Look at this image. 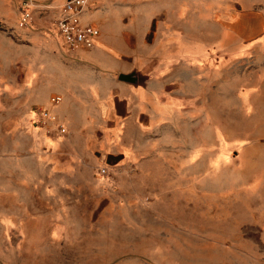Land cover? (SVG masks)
<instances>
[{"label": "rangeland", "instance_id": "rangeland-1", "mask_svg": "<svg viewBox=\"0 0 264 264\" xmlns=\"http://www.w3.org/2000/svg\"><path fill=\"white\" fill-rule=\"evenodd\" d=\"M183 3L209 44L129 130L123 177L95 140L38 119L54 92L23 81L35 57L0 0V264H264V0Z\"/></svg>", "mask_w": 264, "mask_h": 264}, {"label": "crops", "instance_id": "crops-1", "mask_svg": "<svg viewBox=\"0 0 264 264\" xmlns=\"http://www.w3.org/2000/svg\"><path fill=\"white\" fill-rule=\"evenodd\" d=\"M62 1L33 0L32 23L20 27L19 0H2V16L10 13L35 57L31 63L19 62L24 66L23 81L42 80L45 89L62 99L59 104L47 103L55 116L47 124L68 130L78 144L95 140L118 166V176L126 177L133 170L120 166L131 160L129 130L143 129L142 118L161 111V87L168 70L181 64L184 55L194 57L209 44L200 40V33L207 30L200 28L197 12H191L190 24L184 25L183 0H86L80 22L95 26L98 35L89 48H67L53 26ZM10 3L17 5L15 9ZM6 41V34L1 33L0 42L5 45ZM40 65H46L43 76ZM0 80L3 86L2 72Z\"/></svg>", "mask_w": 264, "mask_h": 264}, {"label": "built area", "instance_id": "built-area-1", "mask_svg": "<svg viewBox=\"0 0 264 264\" xmlns=\"http://www.w3.org/2000/svg\"><path fill=\"white\" fill-rule=\"evenodd\" d=\"M32 2L33 0H19L17 6L18 26L26 27L32 23ZM85 3L86 0H63L59 15L53 19V26L67 48L77 45L89 48L98 35V29L95 26H83L80 22L79 15ZM59 100L58 94L50 95L48 98L50 104ZM37 115L39 120H53L55 118L46 106L41 107L37 111ZM98 171L100 173L105 172V167L100 166Z\"/></svg>", "mask_w": 264, "mask_h": 264}, {"label": "water", "instance_id": "water-1", "mask_svg": "<svg viewBox=\"0 0 264 264\" xmlns=\"http://www.w3.org/2000/svg\"><path fill=\"white\" fill-rule=\"evenodd\" d=\"M129 76H130V74L125 75V77H128V78H129Z\"/></svg>", "mask_w": 264, "mask_h": 264}]
</instances>
